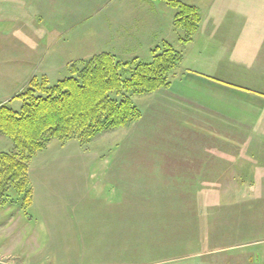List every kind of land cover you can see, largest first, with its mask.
<instances>
[{"label": "rangeland", "instance_id": "obj_1", "mask_svg": "<svg viewBox=\"0 0 264 264\" xmlns=\"http://www.w3.org/2000/svg\"><path fill=\"white\" fill-rule=\"evenodd\" d=\"M82 1L71 21L50 13L59 6L52 0H32L22 40L11 37L7 8L0 20V105L20 112L18 96L30 80L53 87L103 53L148 64L147 47L163 46L153 45L160 36L179 47L184 31H173L177 10L167 0ZM178 1L200 7L203 18L208 13L210 0ZM59 7L72 14L71 6ZM242 85L264 93V86ZM226 97L230 106L240 103ZM131 99L139 121L86 145L53 139L33 156L32 206L25 209L19 196L0 204V264H264L261 134H240L169 90ZM13 151L0 132V152Z\"/></svg>", "mask_w": 264, "mask_h": 264}, {"label": "trees", "instance_id": "obj_2", "mask_svg": "<svg viewBox=\"0 0 264 264\" xmlns=\"http://www.w3.org/2000/svg\"><path fill=\"white\" fill-rule=\"evenodd\" d=\"M167 3L177 10L175 27L185 32L181 41L189 42L199 30L198 8L178 0ZM152 56L148 64H133L103 53L86 61L83 69L72 67V76L53 87L46 79H32L18 96L24 102L20 112L0 105V132L14 146L12 153L0 152V204L19 196L25 209L32 206L29 162L51 140L78 139L86 145L139 121L141 111L131 97L169 88L168 76L182 61V54L168 43L155 48ZM126 71L131 76L124 79Z\"/></svg>", "mask_w": 264, "mask_h": 264}, {"label": "crops", "instance_id": "obj_3", "mask_svg": "<svg viewBox=\"0 0 264 264\" xmlns=\"http://www.w3.org/2000/svg\"><path fill=\"white\" fill-rule=\"evenodd\" d=\"M82 2L52 0L59 6H71L72 14L64 16L59 6L55 11L52 10L53 4L50 13L56 12L59 18L74 21L76 6ZM3 3L6 5L3 6ZM45 3L46 0H43ZM208 4V13L204 18L201 8L191 4L198 8L201 15L199 30L192 40L182 42L181 38L185 36L183 32V36L178 37V48L167 37L160 36L153 43H168L182 54V61L177 68L179 73L175 74L177 69L172 72L171 85L164 90L175 92L186 102H193L192 109L195 105L202 109L201 112L206 109L209 111L206 114L226 119L240 134L254 130L261 134L258 141L264 147V93L241 91L244 88L242 84L264 86V0H210ZM8 7L12 13L10 21L14 24L10 31L11 37L22 40L25 36L23 21L27 20L28 12L31 14L29 18L33 16L32 0H0V20ZM174 21L175 17L170 25L176 33L179 29L175 27ZM27 28L28 23H25L26 33ZM149 32L152 34V31ZM141 35H147V26L142 28ZM147 48L152 53L154 48ZM226 95L239 96L240 103L230 106L226 103ZM214 103H218V106L212 105ZM40 259L43 261L42 257Z\"/></svg>", "mask_w": 264, "mask_h": 264}]
</instances>
